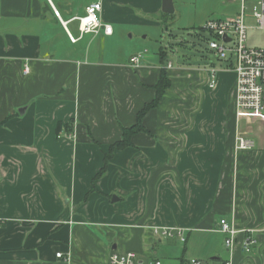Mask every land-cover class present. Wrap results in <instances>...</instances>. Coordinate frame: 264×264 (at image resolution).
I'll list each match as a JSON object with an SVG mask.
<instances>
[{"label": "crops", "instance_id": "1", "mask_svg": "<svg viewBox=\"0 0 264 264\" xmlns=\"http://www.w3.org/2000/svg\"><path fill=\"white\" fill-rule=\"evenodd\" d=\"M94 3L111 35H81L78 18ZM162 7L163 0H0V264H112L113 254L129 252L140 264H264V233L242 248L243 230L264 229V191L250 190L246 177L258 149H236L243 127L253 138L254 119L236 115L234 71L187 59L168 68L161 51V62L145 55L134 65L117 44L115 27L160 25L175 14ZM164 67L171 86L144 117V131L95 179L110 147L155 100ZM224 219L239 231L233 251L220 232ZM164 228L182 229L185 241L164 238ZM193 233L200 248L186 259ZM213 234L222 235L220 245Z\"/></svg>", "mask_w": 264, "mask_h": 264}, {"label": "rangeland", "instance_id": "2", "mask_svg": "<svg viewBox=\"0 0 264 264\" xmlns=\"http://www.w3.org/2000/svg\"><path fill=\"white\" fill-rule=\"evenodd\" d=\"M260 2L261 0L244 1L246 24L252 26L247 32V46L249 48L264 49V29H259L257 21L252 18L256 12H261ZM174 7L175 14L168 17L162 15V18L159 19L160 25L150 24L149 26L137 23L130 26L115 27L116 32H118L117 44L122 47L123 55L130 51L135 55L137 52L146 50V56L154 57L159 63L161 62L160 51H166L167 57L164 60L166 65L172 63L176 67L183 59H187L195 66L208 62L216 64L218 68L229 69L231 77L234 65L230 59L232 61L234 59L228 55V62L220 60L218 55L208 48V44L200 41L196 34L201 33L200 29L204 27L207 20L230 19L240 16L242 1L174 0ZM250 127L254 132V136L251 138L256 143V149L260 151L256 150L249 159L246 167L247 183L250 190L263 192L264 150L262 148L264 149V146L262 147V144L264 142V121L254 119ZM243 128L241 131L245 135ZM210 237L213 245L222 243V235L213 234ZM182 247L174 242L171 246L172 254L175 257H181L179 254L183 252ZM199 248L198 234L193 233L184 257L190 259L194 250L197 251ZM203 260L204 262L211 261V257Z\"/></svg>", "mask_w": 264, "mask_h": 264}, {"label": "built area", "instance_id": "3", "mask_svg": "<svg viewBox=\"0 0 264 264\" xmlns=\"http://www.w3.org/2000/svg\"><path fill=\"white\" fill-rule=\"evenodd\" d=\"M242 1V12L240 16L230 19L208 20L203 31L211 34L214 39L208 44V48L215 52L216 55L225 62H228V55L234 65L235 87H234V102L235 111L238 118L260 119L264 121V49L249 48L247 46L248 27L245 24L244 1ZM261 12H256L254 18L258 23L259 29H264V0H261ZM102 4L94 3L86 8L85 16L78 18L79 30L81 35L95 34L98 35L102 31L106 35H111L113 28L109 24H105L101 19ZM72 42L77 40L70 36ZM147 54V51L137 52L131 58V63L140 65L142 59ZM172 65L169 63L168 68ZM30 68L25 67V74L29 73ZM210 88H214L217 83V70L210 69ZM256 148V143L253 139L238 135L236 138V149L238 151H252ZM264 150V149H263ZM220 232L227 235L225 246L229 251H233L235 247V239L239 234L233 223L227 220L220 222ZM244 240L242 248L249 251L258 243V234L264 233L262 230L246 229L243 230ZM178 235L185 241L183 230L179 228H164L161 229V235L164 238ZM57 258H63L62 253H57ZM112 264H140L135 253L113 254L110 258ZM152 264H162L160 261H154ZM192 264H202L199 261L193 260ZM230 264V262H225Z\"/></svg>", "mask_w": 264, "mask_h": 264}, {"label": "trees", "instance_id": "4", "mask_svg": "<svg viewBox=\"0 0 264 264\" xmlns=\"http://www.w3.org/2000/svg\"><path fill=\"white\" fill-rule=\"evenodd\" d=\"M201 33L199 34H196L197 36H199V40L200 41H203L207 44H209V42L211 40L214 39V37L211 35V34H206V32L203 31V29L201 28L200 29ZM204 33V34H203ZM206 34V35H205ZM165 51H161V55L163 56V61L162 63L164 62L165 60ZM171 86V82H170V79L167 75V71H166V68L164 67L161 71V77H160V80L157 84V86L155 87L156 91H157V96L155 98V100L146 105L138 114L137 116V121H136V124L131 127V128H125L123 130V139L120 141V142H117L115 144H113L110 149H109V152L105 154L104 156V166L103 168L101 169V171L99 172V174H97L96 178L95 179H98L100 178L101 176H103L106 171H107V167H108V164H109V161L113 158L114 156V152L116 150H125L127 149L128 147H130L132 145L131 143V137L137 133H140L142 131H144V127H143V119L144 117L146 116V114L153 110L154 108H156L160 101L162 100L166 90ZM180 262H184L182 260H180Z\"/></svg>", "mask_w": 264, "mask_h": 264}, {"label": "water", "instance_id": "5", "mask_svg": "<svg viewBox=\"0 0 264 264\" xmlns=\"http://www.w3.org/2000/svg\"><path fill=\"white\" fill-rule=\"evenodd\" d=\"M162 10L165 14L172 15L175 12L173 0H163ZM25 109H22V113Z\"/></svg>", "mask_w": 264, "mask_h": 264}]
</instances>
